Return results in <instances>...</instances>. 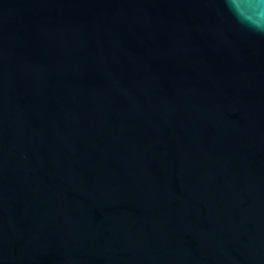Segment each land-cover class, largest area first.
I'll use <instances>...</instances> for the list:
<instances>
[{
  "label": "water",
  "instance_id": "obj_1",
  "mask_svg": "<svg viewBox=\"0 0 264 264\" xmlns=\"http://www.w3.org/2000/svg\"><path fill=\"white\" fill-rule=\"evenodd\" d=\"M0 264H264V0H0Z\"/></svg>",
  "mask_w": 264,
  "mask_h": 264
}]
</instances>
